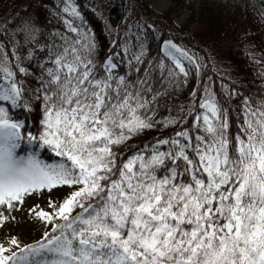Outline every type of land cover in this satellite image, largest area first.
<instances>
[{"label": "snow or ice", "instance_id": "snow-or-ice-1", "mask_svg": "<svg viewBox=\"0 0 264 264\" xmlns=\"http://www.w3.org/2000/svg\"><path fill=\"white\" fill-rule=\"evenodd\" d=\"M61 2L63 31L0 19V206L10 214L47 190L52 209L29 208L51 230L0 244V264H264V85L218 92L199 57L130 12L105 25L101 58L77 4ZM192 77L187 102L156 120ZM25 90L40 104L39 135L5 107L23 108ZM157 125L173 131L120 159L116 149ZM37 146L63 159L45 163ZM58 186L73 191L57 206Z\"/></svg>", "mask_w": 264, "mask_h": 264}, {"label": "trees", "instance_id": "trees-1", "mask_svg": "<svg viewBox=\"0 0 264 264\" xmlns=\"http://www.w3.org/2000/svg\"><path fill=\"white\" fill-rule=\"evenodd\" d=\"M86 1L89 8L80 10L88 22L84 27L91 28L101 45V58L108 48V28L114 29L121 23L126 12H130L143 16L148 23L153 24L158 29V37L172 39L199 57L204 64V77H211L218 92L220 84L232 85L233 82L236 87L252 92L264 85V77L260 75L264 72V0L261 3L256 0H189L190 17L185 25L176 21L185 0H172V6L166 12L157 11L149 0ZM42 4L46 7H42ZM50 7L54 8V13ZM57 11L55 0H0V19L15 21L19 18L23 21L26 17H32L41 25L50 20L48 27L63 31L64 25L57 16ZM195 23L198 26L193 29ZM160 48L159 40L151 41L149 55L161 56ZM186 87L187 85L178 90L174 99L164 102L155 116L156 120H163L168 116L167 108L173 104L187 102L189 93L186 92ZM23 101V108L13 109L8 104L5 107L15 120L26 122L28 132L39 135L33 124L41 119L40 104L35 101L34 107L29 108ZM172 131V128L164 129L157 125L132 136L116 151L120 154V159H124L133 155L144 144L151 143L155 138L166 137ZM34 150L49 164L63 159L47 148L37 146ZM21 151H28V146L22 145ZM61 222L58 220L56 223Z\"/></svg>", "mask_w": 264, "mask_h": 264}, {"label": "rangeland", "instance_id": "rangeland-1", "mask_svg": "<svg viewBox=\"0 0 264 264\" xmlns=\"http://www.w3.org/2000/svg\"><path fill=\"white\" fill-rule=\"evenodd\" d=\"M152 6L159 12H166L172 6V0H149ZM262 2V0H256ZM77 4L79 10L89 8V5L86 0H74ZM56 6L62 7L61 0H55ZM189 0H185L184 6L180 9L179 13L176 16V21L180 25H185L190 17V8ZM51 11L54 13V8L50 7ZM108 18H110L108 16ZM198 26V23L193 24L192 28L195 29ZM196 82V78L192 77L189 80V83L186 87V92L190 93L192 91V85ZM35 87L34 84L30 85ZM27 106L33 108L35 101L32 99V94L25 90L23 97ZM73 191L72 187L69 186H58L51 191L50 195L57 204V206ZM49 193L47 190L44 191L42 199H36L33 197H26V201L23 205H20L19 202H14L16 208L12 210L9 214L7 209L3 206H0V211L4 212V216L8 217L7 220L0 222V244L5 247H9V241L12 238H16L20 246L35 244L40 241L44 232L51 230V225H46L39 219H36L34 214L29 213V208L34 204L39 203L46 211H52L46 207ZM19 209V210H16ZM14 217V219H13ZM58 220L54 221L56 223ZM15 251L16 249L13 248ZM7 254V253H6Z\"/></svg>", "mask_w": 264, "mask_h": 264}, {"label": "clouds", "instance_id": "clouds-1", "mask_svg": "<svg viewBox=\"0 0 264 264\" xmlns=\"http://www.w3.org/2000/svg\"><path fill=\"white\" fill-rule=\"evenodd\" d=\"M18 151V154H23V155H27V153H19V150H17ZM39 159H41L42 160V157H39ZM46 163V162H45Z\"/></svg>", "mask_w": 264, "mask_h": 264}]
</instances>
